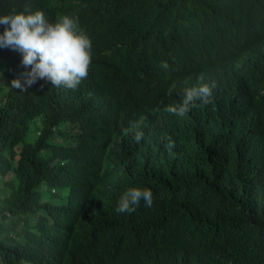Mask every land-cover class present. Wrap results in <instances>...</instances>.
<instances>
[{"label": "clouds", "instance_id": "obj_1", "mask_svg": "<svg viewBox=\"0 0 264 264\" xmlns=\"http://www.w3.org/2000/svg\"><path fill=\"white\" fill-rule=\"evenodd\" d=\"M33 1L0 15V48L27 88L79 109L50 110L27 136L44 133L31 154L45 196H0V264L181 263L173 178L195 158L211 164L224 132L264 144V0ZM98 65L134 89L108 71L87 84ZM16 152L0 156L5 180ZM240 253L222 264H249Z\"/></svg>", "mask_w": 264, "mask_h": 264}, {"label": "trees", "instance_id": "obj_2", "mask_svg": "<svg viewBox=\"0 0 264 264\" xmlns=\"http://www.w3.org/2000/svg\"><path fill=\"white\" fill-rule=\"evenodd\" d=\"M33 5V0H0V15L28 11ZM4 28L0 25V34ZM0 59L2 73L8 79L4 93L0 94V156L13 157L17 150L21 151L20 170L13 168L14 173L8 180L4 179L8 173L6 167L2 168L5 162L0 161V196L15 189L35 202L45 194L40 188L39 169L31 153L42 146L44 133L34 143L28 142L27 136L34 130L35 121L38 118L45 121L50 110L74 112L79 108L75 99L67 100L57 92L39 90L35 86L27 88V77L20 75L21 66L10 54V48H0ZM105 71L115 75L125 91L134 89L123 75L102 65L91 70L87 84ZM14 79L24 85L23 91L11 86ZM203 150L196 145L193 154L203 160ZM208 155L211 164L205 165L195 158L190 167L181 169L173 178L175 193H170L168 205L181 218L175 226L182 228L181 263L173 264H222L225 256L238 251L242 253L237 256L249 264H264V144L255 145L239 134L231 137L224 132L219 139L210 142ZM226 184L232 189L229 196L223 194ZM0 207L3 208V204ZM146 228L161 227L152 224Z\"/></svg>", "mask_w": 264, "mask_h": 264}, {"label": "rangeland", "instance_id": "obj_3", "mask_svg": "<svg viewBox=\"0 0 264 264\" xmlns=\"http://www.w3.org/2000/svg\"><path fill=\"white\" fill-rule=\"evenodd\" d=\"M1 69H2V67H1V65H0V94L2 93V91H3V93H4L5 88L7 87V82H8V79L3 75ZM4 79H6L7 82H6V80L4 81ZM3 81H4V82H3ZM3 93H2V94H3ZM6 179H9V176H7Z\"/></svg>", "mask_w": 264, "mask_h": 264}]
</instances>
